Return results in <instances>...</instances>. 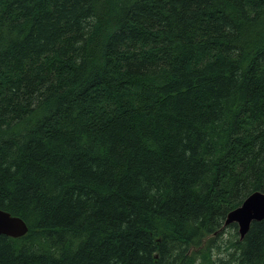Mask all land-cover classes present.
I'll list each match as a JSON object with an SVG mask.
<instances>
[{
  "label": "trees",
  "instance_id": "trees-1",
  "mask_svg": "<svg viewBox=\"0 0 264 264\" xmlns=\"http://www.w3.org/2000/svg\"><path fill=\"white\" fill-rule=\"evenodd\" d=\"M253 191L264 0H0V264H264Z\"/></svg>",
  "mask_w": 264,
  "mask_h": 264
},
{
  "label": "water",
  "instance_id": "water-1",
  "mask_svg": "<svg viewBox=\"0 0 264 264\" xmlns=\"http://www.w3.org/2000/svg\"><path fill=\"white\" fill-rule=\"evenodd\" d=\"M262 219H264V192L253 191L246 196L239 206L226 214L223 225L236 223L239 236L242 238L252 221ZM27 230L28 226L22 218L0 209V234L16 238L23 236Z\"/></svg>",
  "mask_w": 264,
  "mask_h": 264
},
{
  "label": "rangeland",
  "instance_id": "rangeland-1",
  "mask_svg": "<svg viewBox=\"0 0 264 264\" xmlns=\"http://www.w3.org/2000/svg\"><path fill=\"white\" fill-rule=\"evenodd\" d=\"M227 234H228V232H227ZM227 234H226V236H227ZM226 236H225V237H226Z\"/></svg>",
  "mask_w": 264,
  "mask_h": 264
}]
</instances>
